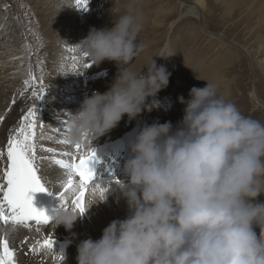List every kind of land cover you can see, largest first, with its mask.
I'll list each match as a JSON object with an SVG mask.
<instances>
[{"label":"clouds","instance_id":"clouds-1","mask_svg":"<svg viewBox=\"0 0 264 264\" xmlns=\"http://www.w3.org/2000/svg\"><path fill=\"white\" fill-rule=\"evenodd\" d=\"M111 15V27H91L77 44L92 64L111 61L117 72L107 90L85 96L70 116L71 143L92 142L125 116L153 111L169 84L171 72L154 57L144 71L131 68L144 50L141 17L131 7ZM206 82L177 98L184 107L175 126L154 120L139 128L123 164L126 181L115 184L127 215L98 239L82 240L77 264H264V202L257 201L264 195V122ZM107 191L101 199L90 189L85 210L104 202ZM80 216L59 204L51 222L70 230Z\"/></svg>","mask_w":264,"mask_h":264},{"label":"rangeland","instance_id":"rangeland-1","mask_svg":"<svg viewBox=\"0 0 264 264\" xmlns=\"http://www.w3.org/2000/svg\"><path fill=\"white\" fill-rule=\"evenodd\" d=\"M60 1L62 0H0V116L2 115L5 119L19 117L20 121L25 115L10 114L7 109L3 110L8 102L10 106L14 105L10 93L18 94V89L12 87L13 83L18 81L21 95L26 97L32 105L29 108H34L36 116L41 118L37 121L35 139L40 142L36 144V147L44 148V150L54 149L60 145V141L65 138L63 132L67 129L69 118L79 107L80 101L85 96H90L93 91L102 93L107 90L117 72L114 62L105 60L96 65L92 64L89 57L83 56L77 44L86 36H84L85 30L78 28V37L76 35V37L67 38V34H62L59 32L60 28L55 27V22L51 23L45 18L48 13L57 11L55 3ZM190 1L193 2V0ZM204 2L206 9L201 12V15L205 16L209 29L203 27V23H199L198 11L194 12V17H186L184 10L187 4L181 0H178V3H181L183 7L177 6L176 0H115V2L114 0H88L90 5L86 11L78 8L75 0H70L71 7L68 6V8L77 24L85 17L96 19V25L102 28L111 27L109 26L112 23L111 9L113 12H123L131 7L142 19L143 27L137 42L144 45V50L131 62L132 70L138 73L141 69L144 71L143 68L154 57L157 65L163 64L171 72L169 81L172 79V73L175 76L176 93L190 90L194 84L202 88L206 85V81L216 82L220 93L235 103L244 115L264 122V106L252 97L250 74L252 69L258 96L264 101V23H262L264 0H249L245 6L241 7L238 2L233 4L226 0H204ZM62 10L64 9L60 11ZM167 10L169 13H165ZM45 25L47 29L53 31V34L47 37L44 32ZM197 30L201 33L198 34ZM73 33L76 32L73 31ZM226 40H230L247 52L251 57L252 67L247 65L244 56ZM15 52L22 54L16 57ZM161 54L167 57H157ZM140 55H145L146 60L141 61ZM61 56L64 59H61ZM73 57L77 59L74 60ZM185 59L191 63L188 74L183 71ZM13 61H20L17 65H22V69L7 72ZM85 62L91 63L92 67L84 69L82 65ZM25 80L30 81L28 86L24 85ZM41 80L45 94L39 100L33 96V91L39 93ZM69 102L72 105L66 107ZM36 104L39 105L36 106ZM172 108L170 105L164 112L159 103L153 111L143 112L133 120L125 116L110 132L92 142L85 141V145L95 152L97 147L104 144L99 153L103 150L109 153L104 159V164L99 166V176L94 182H114L115 179L109 178L110 170L117 164L116 158L118 159L121 155V161L118 162L120 176L116 180L126 181L123 164L130 156V142L142 125L151 124L159 114L168 115ZM52 115L57 119L54 120ZM176 118L178 122L180 118L178 116ZM58 129L63 131L59 132ZM55 131H58L56 134L58 136H55ZM74 144H70L72 152L76 151ZM59 150L63 152L62 145L59 146ZM46 155L52 156L45 157L46 161L49 159L54 161V158L60 157L53 152ZM62 157L69 159L63 155ZM1 163L3 162L0 161ZM106 168L109 173L100 180ZM2 177L3 175H0V178ZM257 201L264 202V195L258 196ZM68 203L71 205L70 198ZM51 223L45 226L49 227ZM61 226L54 228L51 225L50 227L57 229ZM255 230L259 233L258 228ZM66 239H69V236ZM23 244L17 245V251H23V249L20 250ZM25 253L22 255L27 258Z\"/></svg>","mask_w":264,"mask_h":264},{"label":"bare ground","instance_id":"bare-ground-1","mask_svg":"<svg viewBox=\"0 0 264 264\" xmlns=\"http://www.w3.org/2000/svg\"><path fill=\"white\" fill-rule=\"evenodd\" d=\"M176 1L178 3V0H176ZM181 1H183L187 4V8H185V10H184L186 17H189V16L194 17V12L198 11V17L197 18H198L199 23L200 24L203 23V27H206V29H209L205 16H203V14L201 15V12H203L206 9V3L204 2V0H193V2L190 0H187V1H190V3L187 2L186 0H181ZM226 1L231 2L233 4L238 2L240 4L239 7H241V6H245V4L249 0H226ZM61 4H62V1L56 2L55 3V9H57V11L55 13H48L45 18H47V20H49L51 23L55 22V27H59L60 28L59 32H61L62 34H67V36H66L67 38L76 37V35L78 37V34H79L78 28L86 31L84 33V36L87 35V33L91 27H95V28L99 29V27L96 25L97 24L96 19H88V18L83 17L81 20H79V23L77 24V21L71 15L68 6H64L63 7L64 10L60 11ZM89 5L90 4H87V7ZM263 5H262V7H263ZM177 6L183 7L181 3H178ZM251 6H253V5H251ZM246 10H247V8H246ZM241 11H244V10H241ZM165 13H169V10H167ZM78 15L81 16V13L78 12ZM195 17H196V15H195ZM262 20H264L263 15H262ZM103 23L105 24L106 22H103ZM262 23H264V21ZM109 26H112V23H110ZM199 29L201 30V28H199ZM73 31H75L76 33H73ZM44 32H45L46 37L49 34H53V31L51 29L50 30L47 29L46 25L44 26ZM199 32L200 31L197 30L198 34H199ZM232 44H234V43H232ZM242 50H244V49H242ZM60 53L62 54L63 52L61 51ZM21 54H22L21 52H15L16 57L20 56ZM246 54H247V52H246ZM248 57H249V59H251V57L249 55H248ZM56 59H58V58L56 57ZM61 59H64V58L62 57ZM140 59H141V61H144V60H146V56L140 55ZM17 62H20V61H16V62L13 61V63H10L11 66H10V68L7 69V72H14V71L21 70L22 65H17ZM250 62H251V60H250ZM61 63H62V61H61ZM67 63H69V62H67ZM190 66H191L190 61L185 59V67H184L183 71L188 74V70H191ZM250 67H252L251 63H250ZM17 83H18V81H15L13 83L12 87L18 89V91H19L18 94H13L12 92L10 93V97H12V99L15 100L14 105L9 107V102H8L6 104V106H4L5 108L4 109L1 108V110L7 109V112L10 111V114H21V113L26 114L28 109H29V106H32V105L29 104L26 97L21 95V93H20L21 88L18 87ZM194 86L199 88L198 84H194ZM194 86H192V87H194ZM175 89H176V79L172 73V79H170L168 86L165 89L161 90L157 94V99L159 100V103H160L161 107L163 108L164 112L168 107H170V105H172V107H173L171 112L168 113V115H166L165 113L157 115V118L155 120H158L160 123H163L165 121H170V122H172L173 125H175V123L177 122L176 116H178L180 119L182 118V115H183L182 109H183L184 105L180 104L178 102L177 98L179 96H183L186 99V96L188 95L189 89L187 91H180L179 93H176ZM256 91H257V88H256ZM252 97L256 101L254 91L252 92ZM38 105L39 104H36V106H38ZM71 105H72V103L69 102V105H67L66 107H69ZM22 111H24V112H22ZM38 120H41V118L37 117L36 123ZM19 122H20L19 117H12V118H8V119L4 118V122H0V149H4V146H6L7 138H8V135L10 134V131L12 129L16 128L18 126ZM62 131L63 130H61L59 132H62ZM57 132L58 131H55V136H58V135H56V134H58ZM35 133H36V130H35ZM54 138H56V137H54ZM41 140H42V138H41ZM34 142H35V144L40 143L36 139L34 140ZM59 144L60 145H58V147H57V150H58L57 154L60 156V158H63L62 154L64 152H72V150L70 149V144H64L61 142ZM61 145L63 146V152H61L59 150V146H61ZM83 149L85 152H87L90 148L87 147L86 145H84ZM113 151H116V150L113 149ZM49 153H51V152L44 150V148L41 149V148L36 147V156H37L36 166H37L38 174H39L40 178L45 183V185L48 186V191L54 197V206L56 209L60 204V201L58 200L56 194H57V192H59L58 190L62 189V185L66 182L67 176H66V170H63L58 165H56L53 160H50V159L47 161L45 160V157H52V156L46 155ZM96 154H97V156L100 157V159L103 158V160H104L105 158L108 157L109 153L107 150H103L102 153H99L97 151ZM0 161L3 162L0 164V175H3V168L6 165V151H5L4 155H0ZM3 183H5V181L2 177V178H0V184H3ZM96 184L101 185V187L107 188V190H108L107 191V199L104 202L95 204V205L87 208L84 211V213L80 217H78V219L75 221L72 229L66 230L63 226H61L60 228H57V229H52L50 227L51 225L49 227L42 225V226H40V230L37 231L36 230L37 226L34 223H32L30 228L19 227L14 231H10L8 239L10 241L11 246L16 249L17 259L19 261V264H59V261L54 258V254L51 252H46L42 256L37 254V253H30L29 252V254L27 255V258L22 255L23 251L24 252L27 251L28 248L31 247L32 245H34L37 240H43L45 238V236H52L53 237V239H54L53 251L54 252L60 253L61 249L63 248L64 252H62L63 260L61 261V264H77V261H76L77 251H76V249H77V245L82 240L87 239V238H92L93 240L98 239L101 236L103 228H105L109 224V222H111L114 219H123L127 215L126 203H125L124 199H122L120 197L119 192L116 190L115 183L114 182H109V183L93 182L92 184H90L88 192L90 189L95 188ZM97 193L99 194L98 190H97ZM69 198L70 199L72 198L71 193H68V200H69ZM86 202H87V196L85 198V205H86ZM69 207L71 208V205H69ZM77 212H78V210H77ZM3 231H4L3 226L0 225V235H3ZM68 236H69V239H66ZM25 239H27V243L23 244V248H22V246H20V250L23 249V251L22 252L17 251V245L19 243H22L23 241H25ZM13 243H16V244L14 245ZM64 246H67L68 248H65ZM52 259H54V260H52Z\"/></svg>","mask_w":264,"mask_h":264},{"label":"snow or ice","instance_id":"snow-or-ice-1","mask_svg":"<svg viewBox=\"0 0 264 264\" xmlns=\"http://www.w3.org/2000/svg\"><path fill=\"white\" fill-rule=\"evenodd\" d=\"M78 8L87 10L88 0H75ZM86 58L87 54L83 53ZM76 60V57H73ZM91 63H83V68L87 69ZM82 74V73H81ZM29 80L24 81V85L28 86ZM39 93L33 91V96L41 100L45 94L43 81H40ZM12 103H15L13 99ZM36 111L34 108H29L27 113L22 116L18 126L10 131L7 138L6 146L0 149V155H4L6 151V166L3 169V179L5 183L0 184V225L3 226V235H0V264H19L17 252L11 246L8 239L10 231H14L19 227L30 228L32 223L37 226V231L40 226L49 225L51 216L45 211L38 210L33 206L32 197L29 193L45 192L48 189L45 187L36 166V144L35 128ZM4 117L0 116V121ZM67 123V121H65ZM42 126V125H41ZM60 129H58L59 131ZM64 139L61 143L72 144L67 138V129L63 132ZM83 143H75V152H64L62 155L69 159L54 158V163L60 168L66 170V182L62 185V190L57 192V198L60 205L64 208L69 207L68 193H71V209L82 215L85 211V198L88 193L90 184L93 181V173L89 168L88 161L95 155L91 148L87 152L82 147ZM52 152L53 149H46ZM78 178V179H74ZM119 183V180L114 181ZM94 190L99 192L100 198L103 199L107 188L96 184ZM22 243H27V239ZM54 239L52 236H45L43 240H37L34 245L28 248L25 253H37L43 255L46 252L54 254V258L59 261L63 260L62 249L60 253L53 251Z\"/></svg>","mask_w":264,"mask_h":264},{"label":"water","instance_id":"water-1","mask_svg":"<svg viewBox=\"0 0 264 264\" xmlns=\"http://www.w3.org/2000/svg\"><path fill=\"white\" fill-rule=\"evenodd\" d=\"M186 1H187V0H186ZM187 2L190 3V1H187ZM226 42L229 43V44H231V46H232L236 51L240 52V53L244 56L247 65L250 67V63H251V62H250V59H249L248 55L246 54V52H245L244 50H242L240 47H238V45L232 44L231 41L226 40ZM250 74H251V76H252V90L254 91V95H255L256 101H257V103H259V104H261L262 106H264V101H262V100L259 98L258 93H257V91H256V80H255V78H254V74H253V72H252V69H250Z\"/></svg>","mask_w":264,"mask_h":264}]
</instances>
